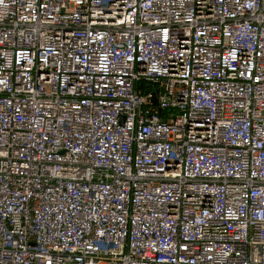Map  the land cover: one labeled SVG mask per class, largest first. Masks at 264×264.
Wrapping results in <instances>:
<instances>
[{
  "label": "built area",
  "instance_id": "2783aa9c",
  "mask_svg": "<svg viewBox=\"0 0 264 264\" xmlns=\"http://www.w3.org/2000/svg\"><path fill=\"white\" fill-rule=\"evenodd\" d=\"M0 264H264V0H0Z\"/></svg>",
  "mask_w": 264,
  "mask_h": 264
},
{
  "label": "water",
  "instance_id": "95a60500",
  "mask_svg": "<svg viewBox=\"0 0 264 264\" xmlns=\"http://www.w3.org/2000/svg\"><path fill=\"white\" fill-rule=\"evenodd\" d=\"M154 103H155V101H154Z\"/></svg>",
  "mask_w": 264,
  "mask_h": 264
}]
</instances>
